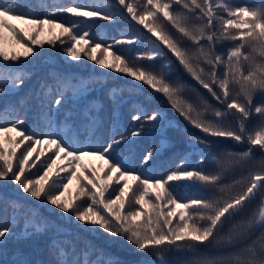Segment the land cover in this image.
<instances>
[{"label": "snow or ice", "instance_id": "6c2138e0", "mask_svg": "<svg viewBox=\"0 0 264 264\" xmlns=\"http://www.w3.org/2000/svg\"><path fill=\"white\" fill-rule=\"evenodd\" d=\"M59 13L78 19L57 20ZM118 17L134 22L128 33L106 46L91 42L89 29L96 20L114 23ZM225 42H231L226 54L217 51V45ZM58 43L71 61L86 57L103 69L130 78L133 89L143 93L146 87L151 95L163 96L205 137L246 143V150L226 153L229 163L243 165L254 152L264 154V102L254 103L258 95L264 97V3L75 2L52 6L50 12L38 17L27 0H0V99L7 101L0 109V264H122L91 242L79 243L63 232L48 236L54 230L39 212L46 205L52 206L53 213L58 210L64 214L68 221L78 222L76 227L81 231L106 234L111 243L123 241L135 253L143 254L135 264H171L167 253H197L201 246L232 243L240 238L251 240L243 251L193 264H264V156L257 170L232 185L220 183V172L190 166L189 155L181 157L166 175L155 178L148 174V165L160 148H149L139 168L130 166L133 160L121 157L120 149L134 143L133 138L153 135L161 136L162 147L167 128L174 126L165 113L159 108L149 113L144 104H138L131 115L130 133L113 134V138L101 142L94 112L79 125L71 112L60 120L53 118L66 102L83 97L89 89L87 82L54 71L34 93L48 130L41 138L23 127L24 117L19 113L32 97L16 103L8 98L16 95L30 77L29 58L41 56L38 49L45 45L55 49ZM141 44L147 45L146 50L139 49ZM169 53L185 73L223 105V110L202 97L199 105L185 98L189 86L179 77L172 78L175 64ZM120 93L119 88H113L110 94L118 98ZM253 116L258 122L250 129ZM188 143L192 155L199 156V165L223 164L206 138L189 135ZM86 159L99 163H85ZM37 162L42 174L29 175ZM74 181L75 195L69 199L65 193ZM9 185L15 188L10 190ZM180 187H197L201 193L215 189L220 195L184 201L177 192ZM257 195V208L233 225L227 236L219 235L225 221L239 215ZM27 197L38 203H30ZM85 198L88 202L81 203Z\"/></svg>", "mask_w": 264, "mask_h": 264}, {"label": "trees", "instance_id": "16d2710c", "mask_svg": "<svg viewBox=\"0 0 264 264\" xmlns=\"http://www.w3.org/2000/svg\"><path fill=\"white\" fill-rule=\"evenodd\" d=\"M75 2L82 4L87 3L104 5L113 3L114 0H27V3L32 6V9L38 17H42L46 14V12H50L52 10V6H71ZM227 2L234 6L246 3L250 5H257L264 3V0H227ZM55 19L71 21L78 18L72 17L70 14L59 13L55 16ZM12 23L18 24L16 21H12ZM129 25H134V22L130 21V19L125 20L120 17H118L114 23L96 20L89 29L92 35L91 42L101 43L102 46H106L108 43L112 42L113 39H119L121 34L128 33L130 31ZM18 26L23 27V25L19 24ZM135 27L140 28L139 25H135ZM172 31L176 34L174 29H172ZM230 46L231 42H225L222 45H217V51H222L226 54L227 49ZM138 47L140 50H146L147 45L141 44ZM38 51L42 53L41 56L36 57L34 60L29 58L31 63L28 64V67L32 69L30 77L25 81V84L16 95L8 98V100L12 103H16L21 98L27 99L28 97H32V99L28 100V103L19 113L24 117L23 127L28 132H35L38 137L42 138L41 134L48 130L46 122L41 116L42 109L38 106V101L35 99L34 93L39 90L40 82L48 77L49 72L54 71L67 74L69 77H74L77 81L83 80L87 82L89 84V89L84 93L83 97H77L72 101L66 102L62 106L60 113L55 115L53 118L60 120L66 112H71L75 122L79 125L84 118L90 114V112H94L98 122L97 136L101 142H105L113 138V134L119 136L128 135L130 133L133 128L131 115L133 114V109L138 104H144L149 113L155 108H159L165 113L168 120H170L174 126L167 128L165 133L166 142L162 147L160 135L136 137L133 138L134 143L121 146V157H131L133 160V163L130 166L139 168L143 155L146 154L149 148H160L158 154L148 165L151 169L148 174L154 176L155 178H161L166 175L168 171L175 168L181 157L185 155H189L191 158L192 163L190 166H202L207 171L220 172V183L223 185H232L235 180H239L241 177L248 175L249 172L257 170L259 161L264 154L258 151L254 152L253 158L247 160L243 165H233L229 163L226 153L228 151L242 152L248 147L246 143L238 144L230 139L205 137L204 133L192 127L186 120H184V118L169 105L163 96L159 94L151 95V90L146 87L143 93H141L138 89H133L128 82L130 78H127L122 74L103 69L98 65H95L94 62L87 60L86 57H82L80 61H71L70 58H66L64 56L63 47L59 43L56 45L55 49L51 46L45 45L44 49H38ZM165 51L167 50L165 49ZM98 55L103 54L98 53ZM169 58L173 59L175 64V70L172 74V78L175 79L179 77L180 80L184 81L189 86V88L184 92L185 98L192 103L199 105V98L202 97L212 106L223 110V105L213 99L205 89H203L195 80L185 73L183 68L175 62L173 57H171L170 53ZM0 63H3V61H0ZM159 67L160 63L157 61V69H159ZM102 73H106V75H102ZM113 88H119L121 90L118 98L113 97L110 94ZM193 89L195 91H192ZM197 93L199 94V97L197 96ZM6 102V100L0 99V109L3 108ZM262 102H264V97L258 95L254 103ZM114 120L118 121V124H114ZM10 122L11 121H9V123ZM257 122L258 118L253 116L249 121V128L251 129L257 124ZM177 125L179 129H183L185 131H178L175 127ZM189 135L206 138L210 142L212 153L223 158V164L217 165L215 163H205L204 165H199V156L192 155V149L188 143ZM81 138L83 139V137ZM39 147L42 146H38V149ZM23 148L24 145H22L21 149L18 150V154L23 150ZM48 155H51V153H48ZM89 162L99 163L94 160H85V163ZM42 172L43 168H41L39 166V162H37V164L32 167L29 175H39L42 174ZM61 175L63 176L66 174L61 173ZM14 188L15 185H9L10 190ZM177 192L182 196L184 201L191 198L201 197L205 199H212L215 196L220 195L215 189H204L201 193L197 190V187H180L177 189ZM65 195L69 199L75 195V181L69 186V190L65 193ZM27 199L32 204L38 203L31 197H27ZM87 202L86 198L81 201L83 204H86ZM259 202L260 196L257 195L246 204L244 210L239 215L225 221V225L219 235L227 236L233 225H236L240 221L246 219L253 212V210L257 208ZM51 208V205L39 208V212L48 220L50 228L54 230L50 231L47 234L48 236L55 235L56 232H63L68 234L66 238H74L79 243L83 244L91 242L98 248L102 249L106 255H110L111 257L120 260L122 264H135V262L144 258L143 254L135 253L131 247L123 241L111 243L106 234L81 231L76 227L78 222L68 221L64 218V214L59 213L58 210L56 213H53ZM259 234V230H257L255 235L258 236ZM254 238L255 236L252 237V239ZM250 242L251 240L248 238H240L235 239L232 243L221 242L220 244L201 246L199 252L197 253L187 251L180 253H167L166 257L171 264H193L194 261L204 258L216 259L232 256L233 254L243 251V249ZM40 243L42 245L43 240ZM259 244L260 241H257V248H259ZM149 258L153 257L150 256Z\"/></svg>", "mask_w": 264, "mask_h": 264}]
</instances>
